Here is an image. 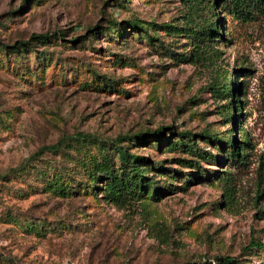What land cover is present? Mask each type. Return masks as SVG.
I'll return each instance as SVG.
<instances>
[{"label":"rangeland","instance_id":"rangeland-1","mask_svg":"<svg viewBox=\"0 0 264 264\" xmlns=\"http://www.w3.org/2000/svg\"><path fill=\"white\" fill-rule=\"evenodd\" d=\"M206 1L224 18L239 96H214L215 66L191 62L192 40L163 27L187 25L185 0H0L4 45L58 33L21 54L0 46V264H264V248L246 249L264 243V19ZM238 112L251 143L239 166L227 156L245 138ZM162 126L169 142L118 140ZM183 132L194 152L169 146ZM116 146L143 157L154 183L110 194L96 164L121 174Z\"/></svg>","mask_w":264,"mask_h":264},{"label":"trees","instance_id":"trees-1","mask_svg":"<svg viewBox=\"0 0 264 264\" xmlns=\"http://www.w3.org/2000/svg\"><path fill=\"white\" fill-rule=\"evenodd\" d=\"M216 2H221L225 4L228 13L232 16L234 20H239L241 22L247 23L252 21H257L259 19H264V0H215ZM188 5L190 17L186 26H175L171 24L163 25V27L169 33L173 34H185L192 41V49L190 52V60L193 63H201L205 66L214 65L216 68V75L211 77V80L208 83V89H211L214 96H220L221 98H229L230 96H239L241 87L239 81L236 79L237 71H234L232 74L231 81H226L227 69L224 67L228 65L224 63L223 59V48L222 46H228L227 43H221V39H230L227 37L226 33L223 32L225 27L224 18L213 21L209 15V3L206 0H185ZM216 2H214V7H216ZM211 5V4H210ZM216 18H219V11L214 13ZM131 27L140 28L139 23L136 21L130 22ZM99 27H95L91 31H95ZM58 33H33L30 38L26 41H17L13 45H4L0 42V46L4 50H7L11 53L21 54L30 48H33V45L36 43L46 44L51 42L53 38H56ZM63 35V33H59ZM180 34V35H182ZM71 40L70 42H73ZM33 50V49H31ZM231 107L233 112H241V117L243 115V105L242 101L239 100L238 103L231 101ZM230 107V108H231ZM225 112V113H224ZM229 113V107L224 109L223 113ZM237 113L235 116L237 126L239 129L244 130L240 125V120L238 119L240 113ZM226 117H229L226 116ZM168 127H160L153 132H141L140 134L134 136H120L119 141L122 140H138L142 142H147L149 138L159 141L160 143L169 142L165 138V131ZM235 132V131H234ZM199 136L205 138L207 141H214L216 136L213 133H210L207 130H203L201 133H198ZM245 138L243 140L237 141V139L232 138L229 140L231 144L227 150V156L230 157L234 164L236 165H245L248 157V148L250 146V139L248 131L244 130ZM195 134L191 132L179 133L177 139L169 144L170 147L181 146L183 150L194 152V137ZM75 138L79 141H93L95 139V134L93 133H78L75 135ZM63 141L56 144L44 147L46 150L58 151L61 147ZM116 152L118 153L121 163L123 164L121 168L123 169L122 173L119 174L116 169L112 167V164L107 162V159L104 161L97 162L96 169L100 171V174L106 175L108 180H110L109 185L106 189L110 194H133L135 191H144L151 184L154 183L150 177H146L143 174V168L147 164L143 157L131 154L128 149L124 146H116ZM145 162V163H144ZM99 166V167H98ZM231 174V173H230ZM264 248V243L259 240L251 239L250 243L246 246V249L250 248ZM244 264L240 262L237 258L231 256L217 257L215 261L206 262H189L187 264Z\"/></svg>","mask_w":264,"mask_h":264}]
</instances>
